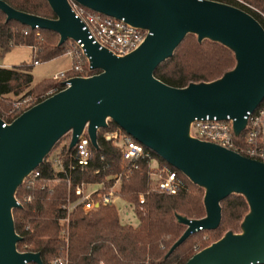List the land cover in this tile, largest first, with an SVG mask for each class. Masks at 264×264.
Wrapping results in <instances>:
<instances>
[{
	"label": "water",
	"instance_id": "95a60500",
	"mask_svg": "<svg viewBox=\"0 0 264 264\" xmlns=\"http://www.w3.org/2000/svg\"><path fill=\"white\" fill-rule=\"evenodd\" d=\"M47 1L54 19L17 10L3 0L0 10L7 20L56 32L59 45L69 39L81 40L91 69L99 72L72 77L66 88L4 127L0 118V264H43L40 253L21 252L16 247L21 238L12 214L21 206L16 189L65 134H71V149L87 125L91 144L97 148V132L107 127L108 119L204 189L205 216L176 215L185 230L167 255L200 228H218L220 202L239 193L249 207L240 231L225 232L184 264L262 262L264 163L189 135L190 123L206 115L231 116L237 135L246 123V112L264 99V28L260 22L238 7L209 0H73L149 31L139 47L116 56L87 38L69 0ZM189 33L199 42L210 39L232 50L234 67L213 81L190 82L184 87L156 78V67L173 55Z\"/></svg>",
	"mask_w": 264,
	"mask_h": 264
},
{
	"label": "trees",
	"instance_id": "16d2710c",
	"mask_svg": "<svg viewBox=\"0 0 264 264\" xmlns=\"http://www.w3.org/2000/svg\"><path fill=\"white\" fill-rule=\"evenodd\" d=\"M3 1L23 12L56 18L47 0ZM249 1L264 11V0ZM255 17L264 28L260 18ZM71 41L69 39L59 45L56 32L32 29L18 21L7 20L0 10V57L15 46H29L33 49L31 64L10 68L0 66L1 119H12L13 101L8 99L9 95L24 97L33 93L42 94L60 85L52 78L33 85L31 68L35 61H47L63 55ZM235 63L233 51L225 45L210 39L199 42L195 34L189 33L173 55L159 64L153 74L168 85L184 87L190 82L213 81L232 69ZM98 72L91 70L89 74ZM116 129L119 126L111 120L107 127L98 130V147L91 146L93 155L89 166L83 171H71L69 168L74 149L69 148L71 134L67 133L68 141L59 152L63 168L57 169L54 166L53 157L49 153L34 169L39 172V176L33 181L22 182L16 189L15 197L21 206L14 208L12 214L15 231L21 237L16 244L19 251L40 253L43 264H53V260L61 254L66 256L67 264H184L193 252L187 249L183 252V249L186 246L190 249L193 239L209 235L216 241L224 231L235 232L240 227L249 207L243 195L233 193L220 202L221 222L218 228L191 234L167 255L172 244L185 230V225L178 222L176 215L191 219L205 216L204 189L192 183L151 150L158 166L176 170L184 187L172 195L156 191L146 194L147 165L145 160H141L128 176H122L117 191L120 198L133 205L137 224L121 223L114 204L99 205L89 212L76 207L69 213L68 241L64 242L60 237L62 225L59 220L67 215L62 206L69 194L73 196L74 186L79 182H104L106 177L123 172L120 146L103 137L105 131ZM64 136L55 143L52 151ZM96 170L98 173H95ZM67 174L71 176L70 183L67 182ZM112 184L113 180L105 183L107 187ZM141 193L146 194L142 204L139 202ZM27 196L32 197L30 202L25 200Z\"/></svg>",
	"mask_w": 264,
	"mask_h": 264
},
{
	"label": "built area",
	"instance_id": "2783aa9c",
	"mask_svg": "<svg viewBox=\"0 0 264 264\" xmlns=\"http://www.w3.org/2000/svg\"><path fill=\"white\" fill-rule=\"evenodd\" d=\"M209 1L233 5L251 14L253 17H255V15L258 16L264 23V11L260 10L249 0ZM69 2L75 16L83 23V29L88 33L87 38L91 39L92 43H97L99 48H105L116 56H124L132 52L141 45L149 34L147 29L134 26L124 18H115L90 9L86 10L84 6L73 0H69ZM71 43L74 45L75 50L69 52V55L76 63H73L69 69L56 72L51 77L53 80L59 82L60 85L50 88L38 99L33 101H30V98H20L13 102L11 110L12 119L10 121H4L2 119V127L11 123L19 114L31 106L66 88L69 85V79L72 77L90 76L89 72L92 69L88 57L84 54L82 41L72 40ZM80 55L83 56V61H81ZM35 63H37V61H35ZM244 117L246 123L237 135L233 128L235 119L229 115L222 119L216 116L210 117L209 115L195 118L190 123L189 135L202 141L218 144L227 149L236 151L243 156L264 163V99L254 110L247 111ZM109 121L111 120H107V126ZM103 137L105 140L113 141L120 146L123 172L106 177L104 182H79L74 186L72 190L74 198L72 199L73 196L69 194L66 203L62 206V209L67 212V215L59 220L62 225L60 237L66 243L68 241L69 213L76 207H81L84 212H89L99 205L105 206L113 204L114 198L118 197V185L122 176H128L132 168L138 167V162L141 160H145L147 165L148 191H146V194L150 191H156L162 194L172 195L177 194V192L184 187V183L178 176L176 170L167 167H159L157 162L154 164L155 159L152 157L151 150L122 132V129L105 131ZM91 146L92 144L87 134V125H85L81 134L78 135L77 142L73 146L74 153L69 166L71 171H83L89 166L93 155ZM49 153L51 154V151ZM51 157H53L54 166L57 169H62L63 166L59 153ZM95 173H98V170H96ZM38 176L39 172L33 170L22 182L26 180L33 181ZM109 180H113V184L107 187L105 183ZM70 181L71 176L67 174V182L70 183ZM146 194H139V202L141 204L144 203ZM31 199V196L25 198L27 202H30ZM17 202L20 203L18 200ZM201 230L203 229L200 228L199 231ZM52 263L67 264L66 256L61 254L56 257ZM25 264L35 263L25 262ZM251 264H264V260Z\"/></svg>",
	"mask_w": 264,
	"mask_h": 264
},
{
	"label": "rangeland",
	"instance_id": "374dc122",
	"mask_svg": "<svg viewBox=\"0 0 264 264\" xmlns=\"http://www.w3.org/2000/svg\"><path fill=\"white\" fill-rule=\"evenodd\" d=\"M74 50H75L74 45L71 42H69L67 44V51L64 53L65 55L63 54L59 57H56L54 59L47 60V61H40L38 64H32V68H31V73L33 75L32 84L35 85L45 79H51V77L56 72L69 69L73 63H76L74 59H72L71 56L69 55V52H72ZM80 57H81V61H83L84 60L83 56L80 55ZM25 63L26 64L32 63V52H31V49L28 48L27 46H15L11 48L7 53H5L2 57H0V65H3L2 67L7 66L8 68H10V67L18 66L21 64H25ZM41 95H43V93L42 94L33 93V94H30L24 97H21V96L16 97L13 95H9L8 99H10V101L15 102L19 100L20 98L21 99L30 98V101H33L35 99H38ZM67 141H68V134H66L61 139V141L57 144V146L55 147L53 151L51 150L52 152L50 155L51 156L57 155L62 149V147L67 143ZM154 164H156V160L154 161ZM113 204L116 206L118 210L121 223H129L132 225L137 224L138 219L135 215L134 207L132 204L120 198L119 196L114 198ZM227 231L229 230L224 231L221 234V237ZM239 231H240V227L235 229V232H239ZM214 241H215L214 238H212L211 236L203 235L199 237L198 239H193L190 242L192 244L191 248L189 249V247L186 246L185 249H183V252H186V249H187V251L189 252L192 251L193 252L192 255H193L196 252H198L197 250L203 249L204 247L210 245ZM188 245L190 246V244Z\"/></svg>",
	"mask_w": 264,
	"mask_h": 264
},
{
	"label": "crops",
	"instance_id": "0c3cea01",
	"mask_svg": "<svg viewBox=\"0 0 264 264\" xmlns=\"http://www.w3.org/2000/svg\"><path fill=\"white\" fill-rule=\"evenodd\" d=\"M27 47L30 48L29 46H27ZM30 49H31V52H32L33 49H32V48H30ZM64 55H65V54H64ZM38 63H39L38 61H37V63L34 62V64H38ZM0 66L2 67L3 65H0ZM4 66H5V65H4ZM5 67H7V66H5Z\"/></svg>",
	"mask_w": 264,
	"mask_h": 264
}]
</instances>
